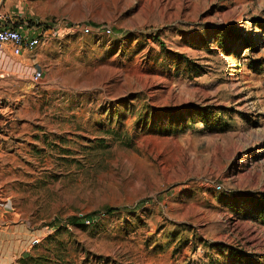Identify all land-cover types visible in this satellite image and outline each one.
Masks as SVG:
<instances>
[{"label":"rangeland","instance_id":"1","mask_svg":"<svg viewBox=\"0 0 264 264\" xmlns=\"http://www.w3.org/2000/svg\"><path fill=\"white\" fill-rule=\"evenodd\" d=\"M4 1L0 264H264V0Z\"/></svg>","mask_w":264,"mask_h":264},{"label":"built area","instance_id":"2","mask_svg":"<svg viewBox=\"0 0 264 264\" xmlns=\"http://www.w3.org/2000/svg\"><path fill=\"white\" fill-rule=\"evenodd\" d=\"M110 33V29L107 30ZM44 37L39 28L29 27L25 23H16L6 14L0 12V52L8 50L13 57H20L25 52L33 53L44 44ZM9 77L2 73L0 80ZM44 78V72L36 70L31 78L34 85H39Z\"/></svg>","mask_w":264,"mask_h":264},{"label":"crops","instance_id":"3","mask_svg":"<svg viewBox=\"0 0 264 264\" xmlns=\"http://www.w3.org/2000/svg\"><path fill=\"white\" fill-rule=\"evenodd\" d=\"M4 0H1V2H3ZM8 1H11V0H5L4 1V3L5 2H8ZM17 23V22H16ZM40 30V29H39ZM46 43H44L43 45H40V46H44ZM37 50H38V48L33 52V53H27V52H25L22 56L23 57H25V60L26 61H29V62H32L33 64H36V65H38L39 66V64H41V56H40V54H39V52H37ZM37 52V54H36V57L37 58H35V59H32V60H30V57L31 56H33L35 53ZM9 54L11 55V53L9 52ZM12 56V55H11ZM22 56H20V57H22ZM13 57V56H12ZM42 71V70H41ZM44 76H45V74H44ZM40 85V84H39Z\"/></svg>","mask_w":264,"mask_h":264},{"label":"trees","instance_id":"4","mask_svg":"<svg viewBox=\"0 0 264 264\" xmlns=\"http://www.w3.org/2000/svg\"><path fill=\"white\" fill-rule=\"evenodd\" d=\"M109 211L111 212V211H113V210H112V209H110ZM75 221H76V220H75ZM94 223H95V220H93V221L91 222V224H94ZM77 224H78V220H77V222H76V223H74V225H77Z\"/></svg>","mask_w":264,"mask_h":264}]
</instances>
